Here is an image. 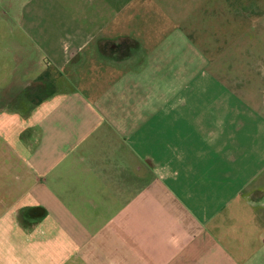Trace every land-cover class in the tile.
I'll list each match as a JSON object with an SVG mask.
<instances>
[{
  "label": "crops",
  "instance_id": "obj_1",
  "mask_svg": "<svg viewBox=\"0 0 264 264\" xmlns=\"http://www.w3.org/2000/svg\"><path fill=\"white\" fill-rule=\"evenodd\" d=\"M31 1L60 17L0 53V264H264V99L224 89L258 0Z\"/></svg>",
  "mask_w": 264,
  "mask_h": 264
},
{
  "label": "rangeland",
  "instance_id": "obj_2",
  "mask_svg": "<svg viewBox=\"0 0 264 264\" xmlns=\"http://www.w3.org/2000/svg\"><path fill=\"white\" fill-rule=\"evenodd\" d=\"M47 1L39 0L44 5L47 4ZM30 3L33 11L36 4H33L31 0H0V53L9 38L25 42L27 37L30 38L31 27L43 28V26L58 23V18L55 17L60 16L47 15L48 12L55 14L57 12H50L47 8L41 11V8L45 7L41 6L35 8L38 10L36 12L40 13L38 15L40 25H31L28 28L29 31L22 27L25 23L24 7ZM258 8L264 9V0H258ZM33 12L35 13V11ZM43 18H47V20ZM14 36L15 38H13ZM255 37V43H252L250 49L235 50L236 53H241L240 57L239 54L235 55L237 60L234 63L227 62L225 65L226 104L260 105L264 99V32H257ZM242 39L244 42L245 38L242 37Z\"/></svg>",
  "mask_w": 264,
  "mask_h": 264
}]
</instances>
